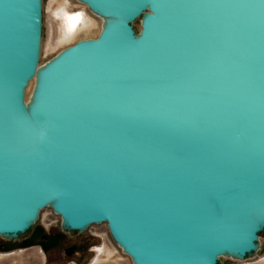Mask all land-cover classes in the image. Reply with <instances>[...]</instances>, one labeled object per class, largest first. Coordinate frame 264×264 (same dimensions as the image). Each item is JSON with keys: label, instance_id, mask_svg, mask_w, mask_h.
<instances>
[{"label": "water", "instance_id": "obj_1", "mask_svg": "<svg viewBox=\"0 0 264 264\" xmlns=\"http://www.w3.org/2000/svg\"><path fill=\"white\" fill-rule=\"evenodd\" d=\"M78 1L100 34L40 67L42 0H0V237L49 208L133 264L257 253L264 0Z\"/></svg>", "mask_w": 264, "mask_h": 264}, {"label": "rangeland", "instance_id": "obj_2", "mask_svg": "<svg viewBox=\"0 0 264 264\" xmlns=\"http://www.w3.org/2000/svg\"><path fill=\"white\" fill-rule=\"evenodd\" d=\"M79 17L80 21L77 20ZM72 18L78 24L82 21L84 26L78 31L76 28L73 30L69 24ZM102 25L100 17L91 13L78 0H42L39 66H44L78 41L96 39ZM69 28L72 29L71 32ZM133 28L139 34L140 19L133 23ZM29 87L30 85L25 90V102L32 96L27 97ZM0 264L133 263L112 240L105 224L90 227L82 233L65 232L61 226V218L48 208L41 213L31 230L20 235L17 240L0 237ZM219 264H264V234L260 236V249L257 253L244 261L222 257Z\"/></svg>", "mask_w": 264, "mask_h": 264}, {"label": "bare ground", "instance_id": "obj_3", "mask_svg": "<svg viewBox=\"0 0 264 264\" xmlns=\"http://www.w3.org/2000/svg\"><path fill=\"white\" fill-rule=\"evenodd\" d=\"M60 9H62V8H60ZM56 10H57V9H56ZM61 12H62V11H61ZM77 20L80 21L81 18L79 17ZM100 20H101V22H102V24H103L104 19H103V18H100ZM69 24H71V25H70V26H71L70 28H73V30H75V28H76L77 31L80 30V29L84 26V24H83L82 21L80 22V24H78L77 21L74 20V18H72V20H70V23H69ZM69 24H68V25H69ZM70 28H69V31L72 30V29H70ZM100 28H102V27H100ZM70 32H71V31H70ZM100 32H101V29H100ZM74 33H77V32L75 31ZM74 33H73V34H74ZM76 36H77V35H76ZM29 85H30V87H29V90H28V96H27V97L31 96L32 93H33V89H34V86H35V80L31 81ZM29 99H30V97L28 98V101H26V103L29 102Z\"/></svg>", "mask_w": 264, "mask_h": 264}, {"label": "trees", "instance_id": "obj_4", "mask_svg": "<svg viewBox=\"0 0 264 264\" xmlns=\"http://www.w3.org/2000/svg\"><path fill=\"white\" fill-rule=\"evenodd\" d=\"M262 234H264V232H263ZM262 234H260V236H261Z\"/></svg>", "mask_w": 264, "mask_h": 264}]
</instances>
